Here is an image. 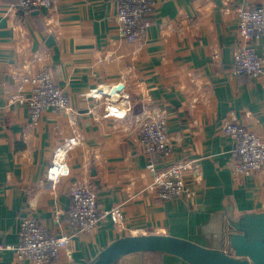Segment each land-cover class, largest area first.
<instances>
[{"label":"crops","instance_id":"crops-1","mask_svg":"<svg viewBox=\"0 0 264 264\" xmlns=\"http://www.w3.org/2000/svg\"><path fill=\"white\" fill-rule=\"evenodd\" d=\"M0 0V246L19 242L20 223L34 219L55 235L71 237L51 264H86L109 242L125 235L170 234L197 241L200 223L234 203L237 211H264V168L249 176L232 170V140L222 129L233 118L264 140V72L241 79L231 68L242 46L237 8L264 0H155L150 26L126 42L116 22V0H54L51 8L21 9ZM263 59L264 37L253 43ZM46 69L68 96L73 116L45 111L35 124L19 88L22 76ZM122 85L127 118L105 116L106 96ZM155 111L166 117L169 156L146 153L138 121ZM69 174L45 179L53 152L67 138ZM191 163L186 193L164 201L147 190L157 169ZM89 186L98 209L120 206L122 228L103 220L88 233L68 222L71 191ZM0 264H33L0 250ZM119 264H182L176 259L132 254Z\"/></svg>","mask_w":264,"mask_h":264},{"label":"built area","instance_id":"built-area-1","mask_svg":"<svg viewBox=\"0 0 264 264\" xmlns=\"http://www.w3.org/2000/svg\"><path fill=\"white\" fill-rule=\"evenodd\" d=\"M54 0H16L15 5L21 9L51 8ZM116 22L122 38L128 43L142 39L149 26L155 8V0H116ZM238 31L242 46L235 52L231 72L241 79L259 77L263 74V59L255 51L253 43L264 37V6L251 5L237 8ZM19 88L28 87L29 93L19 95L16 102L26 104L35 124L45 111L64 112L73 116L68 96L59 87L46 69L35 75L22 76ZM110 89L103 87L89 94L92 97L106 96L105 116L116 111L115 116L127 118L130 106L128 96L123 95L116 101L110 95ZM137 134L144 151L150 155L169 156L172 147L167 137L166 117L155 111L143 119L137 120ZM222 129L233 143L235 160L232 170L237 175L249 176L260 173L264 168V140L257 134L241 126L232 117L222 123ZM81 139L67 138L53 152L51 164L45 173V179L56 184L69 174L67 155L78 146ZM195 168L191 163L180 161L157 169L152 162L146 169L152 174V182L147 190L156 194L164 201L175 200L186 193L184 173ZM71 209L68 222L77 232H91L99 222L109 220L122 228L124 216L121 207L116 205L102 210L98 209L96 193L86 185H78L71 191ZM19 242L14 247L1 249L13 250L18 260H30L33 264H51L59 257L62 249H67L71 237L55 235L40 226L32 218H24L20 223Z\"/></svg>","mask_w":264,"mask_h":264},{"label":"water","instance_id":"water-1","mask_svg":"<svg viewBox=\"0 0 264 264\" xmlns=\"http://www.w3.org/2000/svg\"><path fill=\"white\" fill-rule=\"evenodd\" d=\"M122 85L112 87L116 101ZM197 241L170 234L121 236L86 264H117L132 254L160 253L182 264H264V211H237L232 203L212 211L195 233Z\"/></svg>","mask_w":264,"mask_h":264},{"label":"trees","instance_id":"trees-1","mask_svg":"<svg viewBox=\"0 0 264 264\" xmlns=\"http://www.w3.org/2000/svg\"><path fill=\"white\" fill-rule=\"evenodd\" d=\"M144 255H145V256H146V255H150V256H155V255H157L158 257H160L162 254H160V253H144ZM117 264H119V262H118Z\"/></svg>","mask_w":264,"mask_h":264}]
</instances>
